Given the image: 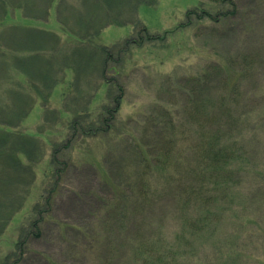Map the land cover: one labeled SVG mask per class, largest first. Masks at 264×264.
I'll return each mask as SVG.
<instances>
[{
  "label": "trees",
  "instance_id": "1",
  "mask_svg": "<svg viewBox=\"0 0 264 264\" xmlns=\"http://www.w3.org/2000/svg\"><path fill=\"white\" fill-rule=\"evenodd\" d=\"M156 1L0 0V236L29 199L35 168L46 155L43 140L21 133L20 125L37 101L45 109L44 128L60 123V112L48 104L54 89L68 82L61 96L67 137L52 144L40 196L0 264H25L30 243L43 238L57 193L74 166L77 142L117 134L126 95L124 63L133 48L159 39L140 20L139 10ZM213 2L224 9H190L179 27L207 21L220 26L239 13L235 0ZM52 19L58 31L51 29ZM109 27L132 32L103 45L98 38ZM226 59L220 57L221 63L208 65L200 76L164 77L159 90L169 103L151 107L139 136L119 158L110 155L117 165L112 177L99 164L101 179L114 191L86 233L91 264H191L195 258L194 264H256L252 258L263 257L254 246L239 251L242 234L251 226L264 231V224L246 219L243 211L250 206L239 208L235 197L236 165L243 157L235 135V94L253 74V61ZM102 86L105 99L91 110Z\"/></svg>",
  "mask_w": 264,
  "mask_h": 264
},
{
  "label": "rangeland",
  "instance_id": "2",
  "mask_svg": "<svg viewBox=\"0 0 264 264\" xmlns=\"http://www.w3.org/2000/svg\"><path fill=\"white\" fill-rule=\"evenodd\" d=\"M235 2L239 13L224 25L214 26L207 21L195 22L192 27L183 28L179 25L185 22L188 10L201 6L216 12L224 7L213 0H157L154 5L140 7V20L159 39L142 48H133L124 63L122 79L126 85V95L118 113L117 134L102 140L82 138L77 142L74 166L70 168L55 198L53 220L46 223L43 238L30 243L31 253L25 264H91L85 254L88 243L86 233L93 228L100 210L105 202L112 199L114 191L110 183H104L101 179L99 164L112 177L111 171L117 165L110 155L119 158L125 145L131 144L139 136L140 123H143L144 114L151 107L169 103L167 94L159 90L164 77L184 79L203 75L208 65L222 62L220 57L243 63V58L247 56L253 61V74L245 78L242 89L235 94L238 118L235 135L238 136V147L243 149V157L236 165L240 178L235 197L239 208L250 206L248 211H243L246 219H250L251 223L264 224V0ZM225 9L230 7L225 5ZM14 16L19 19L20 15L16 13ZM50 27L58 31L54 19ZM131 32L129 27H109L102 32L98 42L110 45L125 39ZM69 75L67 78H70ZM67 88L68 82L59 84L48 104L50 110L60 112V123L44 128L45 109L37 101L20 125L21 133L43 140L46 155L35 168L36 180L29 199L0 236V259L13 248L17 226L40 196L44 175L50 166L52 144H60L67 137V127L63 128V123L67 122L68 115L64 113L65 104L61 97ZM106 91V86H102L95 93L91 110L100 108ZM122 140L124 143H121ZM239 243L241 254L252 246L264 251V231L251 226L242 234ZM206 257L208 261L211 260ZM196 259L189 262L194 264L193 260ZM223 259L230 260L228 256ZM252 259L253 263L260 264V261L264 264V254L258 258L259 261Z\"/></svg>",
  "mask_w": 264,
  "mask_h": 264
}]
</instances>
